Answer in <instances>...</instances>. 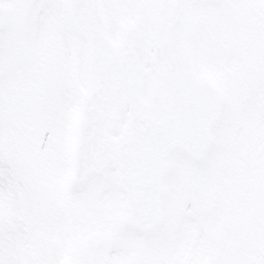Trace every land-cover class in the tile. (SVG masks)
I'll list each match as a JSON object with an SVG mask.
<instances>
[{
	"label": "snow or ice",
	"instance_id": "6c2138e0",
	"mask_svg": "<svg viewBox=\"0 0 264 264\" xmlns=\"http://www.w3.org/2000/svg\"><path fill=\"white\" fill-rule=\"evenodd\" d=\"M0 264H264V0H0Z\"/></svg>",
	"mask_w": 264,
	"mask_h": 264
}]
</instances>
